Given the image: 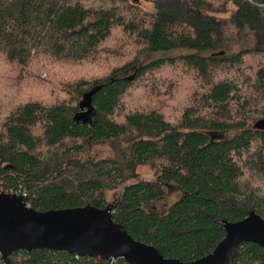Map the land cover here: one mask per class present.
Instances as JSON below:
<instances>
[{
  "label": "trees",
  "instance_id": "1",
  "mask_svg": "<svg viewBox=\"0 0 264 264\" xmlns=\"http://www.w3.org/2000/svg\"><path fill=\"white\" fill-rule=\"evenodd\" d=\"M136 1L0 0V190L39 212L110 206L132 238L189 263L224 221L264 219V0ZM99 146L110 154L95 158ZM170 188L182 196L151 208ZM10 264L128 263L42 249ZM227 264H264V248L233 247Z\"/></svg>",
  "mask_w": 264,
  "mask_h": 264
},
{
  "label": "water",
  "instance_id": "2",
  "mask_svg": "<svg viewBox=\"0 0 264 264\" xmlns=\"http://www.w3.org/2000/svg\"><path fill=\"white\" fill-rule=\"evenodd\" d=\"M100 89L88 92V100ZM89 115L88 111L82 117ZM254 128L264 131V118ZM225 237L209 255L184 263L166 258L152 245L135 240L115 223L110 206L84 207L39 212L27 207L23 199L0 190V257L10 264L17 252L42 249L101 260L123 259L128 264H227L233 247L253 243L264 248V219L255 212L236 222L224 221Z\"/></svg>",
  "mask_w": 264,
  "mask_h": 264
},
{
  "label": "rangeland",
  "instance_id": "3",
  "mask_svg": "<svg viewBox=\"0 0 264 264\" xmlns=\"http://www.w3.org/2000/svg\"><path fill=\"white\" fill-rule=\"evenodd\" d=\"M136 4L139 5L141 8H143L146 11H151L152 10V5L146 2H143L141 0L136 1ZM234 11V8L232 6L228 7V13ZM228 14L224 15L225 17H227ZM227 35L230 37V40L233 41L231 38H235L233 36L236 35L235 31L232 30H228L227 31ZM246 41V45L248 46H252L255 43L254 37L250 34V33H246L243 38L242 41ZM237 46H239L238 43H236ZM185 50H179V51H170V52H166V53H156L154 55H143L141 57L138 58V60L136 61L137 63L135 64V68L123 73L121 75H119V77H129L133 74L134 70L140 66L145 65L146 63H148L150 61L151 58H157L160 56H165V55H174L177 53H184ZM94 68V67H93ZM95 70V69H94ZM98 70V68H96V71ZM81 73L85 72L84 70H80ZM158 78H162V75H157L154 79H158ZM162 82H165L161 87H165V90L167 91H171L173 90L172 87H174V84L169 83L170 79H168L167 81L165 79H161ZM162 91H164L161 88ZM133 99H139V98H135V96H132ZM131 107L132 104L130 103ZM235 135V130H226V131H220V133L216 134V136L218 138L221 139H225V138H231ZM95 158L100 159V158H105L110 154V151L106 148V147H97L94 149L93 152ZM137 173L138 175L145 181H153L154 180V176L153 174L150 172V170L144 166L141 165L137 168ZM166 189V188H165ZM168 190V189H167ZM119 192L115 191L113 193H111L108 197L109 201H114L117 196H118ZM182 196L181 193L178 192L177 189L175 188H170L166 194L163 196V198L159 199L158 201H156L151 208H155V210L157 211H163L165 209H168L177 199H179Z\"/></svg>",
  "mask_w": 264,
  "mask_h": 264
},
{
  "label": "built area",
  "instance_id": "4",
  "mask_svg": "<svg viewBox=\"0 0 264 264\" xmlns=\"http://www.w3.org/2000/svg\"><path fill=\"white\" fill-rule=\"evenodd\" d=\"M2 191V190H1ZM11 195H16V196H19L21 197L22 199L26 197V193L24 191H19V192H16V193H13ZM26 206H28V204L26 203Z\"/></svg>",
  "mask_w": 264,
  "mask_h": 264
},
{
  "label": "bare ground",
  "instance_id": "5",
  "mask_svg": "<svg viewBox=\"0 0 264 264\" xmlns=\"http://www.w3.org/2000/svg\"><path fill=\"white\" fill-rule=\"evenodd\" d=\"M24 201V200H23ZM25 203V202H24ZM25 205H26V203H25ZM27 207H29V206H27ZM77 256V255H76Z\"/></svg>",
  "mask_w": 264,
  "mask_h": 264
}]
</instances>
